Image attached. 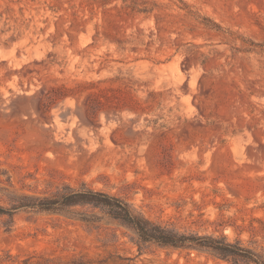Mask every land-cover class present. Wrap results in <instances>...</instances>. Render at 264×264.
<instances>
[{
  "label": "rangeland",
  "instance_id": "1",
  "mask_svg": "<svg viewBox=\"0 0 264 264\" xmlns=\"http://www.w3.org/2000/svg\"><path fill=\"white\" fill-rule=\"evenodd\" d=\"M135 1L154 9L0 0L26 20L0 33V204L86 182L182 231L223 223L234 237L264 217V0ZM134 236L107 217L22 208L0 214V264H227L139 252Z\"/></svg>",
  "mask_w": 264,
  "mask_h": 264
},
{
  "label": "trees",
  "instance_id": "2",
  "mask_svg": "<svg viewBox=\"0 0 264 264\" xmlns=\"http://www.w3.org/2000/svg\"><path fill=\"white\" fill-rule=\"evenodd\" d=\"M13 0H7L12 2ZM109 0H103L106 3ZM126 8H116L118 11L125 10L129 14L150 13L154 8H139L135 0H122ZM187 14L195 17L199 23L209 26L208 22L200 20V14L191 8H180ZM21 15L22 8H20ZM57 11V10H56ZM6 13V16H5ZM0 33L8 30L19 31L25 19L16 15V10L10 4L0 12L3 19ZM29 25V24H27ZM43 30V29H42ZM15 38V37H14ZM119 47L125 48L126 40H118ZM190 58V57H189ZM51 97V94L50 96ZM133 106V104H131ZM9 207L0 204V214L12 216L19 209H32L59 214L75 215L86 223L100 222L105 217L117 223L127 226L135 233L134 242L141 252L146 245L155 244L164 248L186 251L187 254L195 252L218 262L227 264H264V217H252L248 226L236 225V235L230 237L224 229L228 224L217 223L212 231L180 230L172 226L170 222L153 220L141 212H138L124 197L95 189L82 182L80 186L64 183L56 187V190L44 194H17L8 193ZM76 206L88 207L97 210V213L88 214L87 211L76 212L72 209ZM258 223V224H256ZM247 232L246 238L242 234ZM14 264H37L34 255L24 259L9 258Z\"/></svg>",
  "mask_w": 264,
  "mask_h": 264
}]
</instances>
